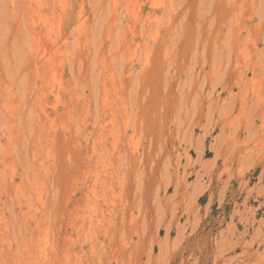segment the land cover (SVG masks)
<instances>
[{
	"label": "rangeland",
	"instance_id": "374dc122",
	"mask_svg": "<svg viewBox=\"0 0 264 264\" xmlns=\"http://www.w3.org/2000/svg\"><path fill=\"white\" fill-rule=\"evenodd\" d=\"M0 264H264V0H0Z\"/></svg>",
	"mask_w": 264,
	"mask_h": 264
},
{
	"label": "bare ground",
	"instance_id": "6f19581e",
	"mask_svg": "<svg viewBox=\"0 0 264 264\" xmlns=\"http://www.w3.org/2000/svg\"><path fill=\"white\" fill-rule=\"evenodd\" d=\"M154 16V15H153ZM149 20V19H148Z\"/></svg>",
	"mask_w": 264,
	"mask_h": 264
}]
</instances>
